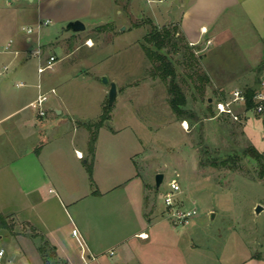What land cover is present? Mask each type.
<instances>
[{
  "label": "rangeland",
  "instance_id": "obj_1",
  "mask_svg": "<svg viewBox=\"0 0 264 264\" xmlns=\"http://www.w3.org/2000/svg\"><path fill=\"white\" fill-rule=\"evenodd\" d=\"M232 1L51 0L43 6L44 14L50 16L52 23L41 25L39 35L36 32L32 35L39 37L43 44V59L56 56L54 66L40 77L45 92L51 87L56 90L45 102V112L49 106L51 119H56L54 108H64L61 120L55 124L49 121L48 131L42 137L72 140V150L77 147L86 152L92 133L85 124L97 122L108 104L109 85L98 80L105 75L116 82L118 94L109 107L110 119L98 131L96 172L109 182L112 173L126 176V168L136 169L142 182L148 184L147 194L157 213H166L168 223L164 198L171 191L169 182L173 179L181 188L174 196L176 203L197 209L198 215L187 224H173V230L165 231L164 238L160 236L167 242L158 245L160 250L163 248L161 254L173 264L181 261L178 258L183 252L187 264H238L249 256L264 255V178L259 176L257 160L243 153L252 145L264 155V113H247L242 105H234L239 116V120H234L229 115L217 114L213 104L221 98L230 99L234 88L243 91L247 87L255 88L264 76V69L258 72L246 61L248 56L243 49H254L257 38L241 9L243 4L255 17L257 30L254 31L261 33L264 32V19H260L264 3L241 0L244 2L241 6L229 8L219 21L220 24L230 22L229 30L210 41L212 27L209 34L191 42L181 26L186 11L196 28L203 22L209 25L213 22L212 12L210 9L206 12L205 7L216 3L220 8ZM68 15L84 16L86 30L66 31L67 22L61 23L57 18ZM146 19L158 28H177L173 38L177 51L170 45L163 52L168 51L172 57L177 80L187 97L188 114L184 117L172 111L167 83L155 75L152 63L144 54L143 46L148 45L145 36L151 28ZM36 25L27 20L18 21L6 40L14 38L15 33L25 35L23 26ZM3 49L0 48V69L5 56L1 54ZM31 64L36 75L37 61L32 60ZM201 70L210 77L204 94L195 88L199 84L196 73ZM209 98H212L210 106ZM8 108L0 97V110ZM73 124L78 127L74 132ZM3 139L0 138V151ZM110 145L115 147V154L110 153L112 160L107 158ZM236 156L239 160L235 163L232 159ZM224 160L226 165L221 163ZM79 163L83 165V160ZM157 173L164 176L159 187L155 185ZM120 180L118 177L117 182ZM257 206L262 207L259 213H256ZM8 221L11 223L9 234L24 230L15 218ZM177 235L184 239L185 245L191 243L196 248V261L190 251L177 250L171 239ZM10 241L4 234L0 237V247L6 253ZM14 246L17 245L12 238ZM110 257L108 252L104 253L105 260Z\"/></svg>",
  "mask_w": 264,
  "mask_h": 264
},
{
  "label": "crops",
  "instance_id": "obj_2",
  "mask_svg": "<svg viewBox=\"0 0 264 264\" xmlns=\"http://www.w3.org/2000/svg\"><path fill=\"white\" fill-rule=\"evenodd\" d=\"M46 1L51 0H0V48L4 47L1 54L5 55L1 64L8 67L0 76V97L9 105L7 110H0V138L5 140L0 151V215L7 221L15 218L18 225L24 228L16 235L9 234L11 228L2 229L0 237L4 234L11 240L7 257L16 264H173L161 254L163 248L160 250L158 245L167 243L162 239L163 234L175 227L170 219L169 223L165 219L166 213H157L147 194L148 184L142 182L136 169L126 168V176L112 173L108 182L96 172L99 140H96L92 153L88 140L84 152L77 147L72 150V140H45L42 137L48 131L47 123L59 122L64 114V108H54L58 117L51 119L47 106L45 115L40 116L31 104L38 93L44 91L41 75L37 72L34 75V64H31L32 60L38 64V59L31 52L39 45L42 49L43 44L39 42V37H32L33 34L15 33L14 38L8 40L6 35L18 21L23 20L36 23L35 27H26L35 28L39 35V24L47 19L51 21L50 16L44 14ZM261 2L264 3V0ZM242 3L241 0H233L220 8L216 3L210 8L205 7L206 12L210 9L213 13H210L213 22L209 25L200 23L197 28L193 25L191 14L186 11L181 18L182 31L189 41L195 42L212 29L210 41L229 30L230 22L220 24L219 21L229 8ZM241 9L257 30L253 22L255 17L243 4ZM82 17L68 15L57 19L68 23L76 19L82 21ZM260 19H264L263 13ZM254 30L252 34L257 38L256 47L243 50L248 56L246 61L257 69L264 57V32L256 33ZM10 40L12 44L8 51L5 46ZM20 82L25 85L18 87ZM71 127L73 132L78 129L74 124ZM114 148L110 145L107 152L110 160L113 159L110 155L115 154ZM77 151L82 152L83 157H78ZM129 157H132L131 154ZM81 160L83 165L79 163ZM118 177L122 179L119 182ZM75 228L77 235L72 233ZM12 238L17 245L14 248ZM171 239L178 251H190L193 254L191 258L196 259V248L191 243L185 245L184 239L178 235ZM106 252L111 259H104ZM82 255L86 257V263ZM185 256L184 252L181 253L178 264H187ZM238 264H264V255L249 256Z\"/></svg>",
  "mask_w": 264,
  "mask_h": 264
},
{
  "label": "trees",
  "instance_id": "obj_3",
  "mask_svg": "<svg viewBox=\"0 0 264 264\" xmlns=\"http://www.w3.org/2000/svg\"><path fill=\"white\" fill-rule=\"evenodd\" d=\"M148 23L151 25V28L148 30L147 35L145 36V41L148 45L143 46V51L145 56L152 63V69L155 75H158L163 81L167 83V91L169 94V104L172 111L179 117H184L187 115V97L186 94L177 80L178 74L173 62L172 57H170L168 51H164L168 46L173 45L174 51H177V43L173 41V38L176 35L177 28L173 27H163L158 28L152 21L146 19ZM192 58H195L193 52L190 53ZM197 61V60H196ZM264 69V59L257 67V71L261 72ZM199 84L195 85V88L199 93L204 94L206 90V85L210 83V77L206 71H199L196 73ZM259 80L256 84H258ZM246 95V108L250 109L253 106V95L254 88L247 87L245 89ZM212 102L209 103V106ZM209 109H211L209 107ZM110 119V108L107 106L104 108V111L100 117V119L95 123H86L85 127L91 131L92 137L89 142V149L93 153L95 148V143L98 137L99 129L106 125L108 120ZM245 155H248L257 160L259 163V176L264 178V155L254 146L250 145L243 150ZM235 163L236 160H239V157L236 156L232 159ZM223 165L227 164V161H221ZM234 163V164H235ZM11 224L6 218L0 215V230L1 229H10Z\"/></svg>",
  "mask_w": 264,
  "mask_h": 264
},
{
  "label": "built area",
  "instance_id": "obj_4",
  "mask_svg": "<svg viewBox=\"0 0 264 264\" xmlns=\"http://www.w3.org/2000/svg\"><path fill=\"white\" fill-rule=\"evenodd\" d=\"M51 21L49 19L44 20L39 24L40 25H48ZM25 33L27 35H31L35 32V28L33 27H25L23 28ZM12 40H10L7 45L5 46V50L10 51L11 49ZM32 55L38 59L37 64V73L39 75L43 74L46 70L51 69L55 62H56V56L55 55H49L46 59L42 58V49L41 45L37 46L36 49H34L32 52ZM8 69L7 66H3L2 69H0V76L6 72ZM25 83H18L17 86H24ZM40 87V85H39ZM56 90L54 88H51L49 91H40L36 97V99L31 103L34 105L38 110V115L44 116L45 115V109L44 104L46 101L49 100L51 94H55ZM214 109L217 114H226L231 116L234 120H239L238 114L234 110V105L237 106H243L244 110L248 113L250 111L257 113V114H263L264 113V78L260 79L256 87L254 88V95H253V106L250 109L246 108V95L245 91H243L240 88H234L231 92V98H221L219 100H216L214 103ZM186 123V120L183 121V124ZM184 126H186L184 124ZM78 157H83L82 152L77 151L76 152ZM169 187L171 191L167 192L164 198L165 202V208L167 211V214L170 218V220L173 222V224H185L187 223L191 218L198 215V211L196 208H187V207H181L179 206L176 201L174 200V196L177 192L180 191V185L177 182V180L173 179L169 182ZM73 235H77V229L72 230ZM111 254H113V251H111ZM84 263H86V257L84 255L81 256ZM0 264H15L11 259L7 257L6 250L2 247H0Z\"/></svg>",
  "mask_w": 264,
  "mask_h": 264
},
{
  "label": "water",
  "instance_id": "obj_5",
  "mask_svg": "<svg viewBox=\"0 0 264 264\" xmlns=\"http://www.w3.org/2000/svg\"><path fill=\"white\" fill-rule=\"evenodd\" d=\"M85 29H86L85 24L79 19L71 20L65 26L66 31H72V32H81V31H84ZM98 80L100 82L104 83L105 85H109L108 106L111 107L113 105L114 101L116 100L117 94H118L116 82L110 81L108 79V77L105 75L99 76ZM209 102H212V98H209ZM57 112L60 113V111H57ZM163 178H164V176L162 173L156 174V177H155L156 187H159L161 185ZM261 210H262L261 206L256 207V213H259Z\"/></svg>",
  "mask_w": 264,
  "mask_h": 264
}]
</instances>
